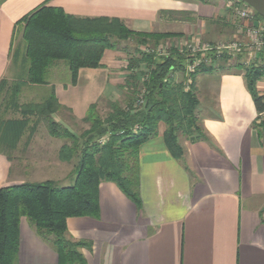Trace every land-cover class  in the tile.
I'll list each match as a JSON object with an SVG mask.
<instances>
[{"label": "crops", "instance_id": "crops-1", "mask_svg": "<svg viewBox=\"0 0 264 264\" xmlns=\"http://www.w3.org/2000/svg\"><path fill=\"white\" fill-rule=\"evenodd\" d=\"M44 4L76 18L117 19L135 32L182 34L167 41L176 48L187 40L217 44L232 38L248 43L251 24L236 18L220 0H0V89L3 81L13 84L26 76V57L14 56L18 47H25L18 22ZM128 56L106 51L103 66L81 69L76 83L67 62H53L47 85L40 87L54 91L62 106L54 118L75 132L66 115L82 122L92 105L122 101ZM63 62L70 71V79L64 81ZM175 78L182 81L183 75L176 73ZM30 87L22 89L21 105L34 103L20 102L25 93L24 97H35L26 92ZM195 89L207 140L183 139L184 155L176 160L164 141L166 126L160 124L158 135L139 152L140 206L116 184L102 182L99 216L68 219L67 239L90 244L80 249L87 264H264V135L253 128L259 116L254 101L241 73H200ZM258 89L264 95V80ZM5 96L8 90L0 99ZM7 108L15 113L9 101ZM37 134L38 130L33 136L27 131L19 139L1 138L0 188L57 184L52 177L67 187L74 184L76 162L59 160L62 140ZM52 239L41 237L23 218L18 264H58Z\"/></svg>", "mask_w": 264, "mask_h": 264}, {"label": "trees", "instance_id": "trees-1", "mask_svg": "<svg viewBox=\"0 0 264 264\" xmlns=\"http://www.w3.org/2000/svg\"><path fill=\"white\" fill-rule=\"evenodd\" d=\"M256 16L264 21L258 14ZM18 25L25 47H18L14 56L19 60L24 54L28 70L26 76L15 83L10 85L3 81L1 84L0 96L9 91V102L20 119L0 122V147L3 146L1 138L19 139L27 131L33 136L44 124L53 138L64 141L59 160L76 162L75 181L69 187H58L47 181L0 188V264H18L23 218L35 225L41 237L53 238L51 244L58 254V264H87L80 249L89 248L90 244L67 239L68 219L99 216L102 182L116 184L137 207L140 206L137 192L139 152L141 146L158 135L160 124L166 126L164 141L176 160L184 155L183 139L191 143L206 141L198 115L200 101L195 89L196 76L214 71V63L219 59L226 62L231 58L210 54L211 63L202 64L191 75L194 84L186 91V80L177 81L175 74H186L189 58L178 48L171 47L163 57L140 51L144 46L159 47L161 42L181 38L182 34L135 32L117 19L76 18L45 4ZM120 42H133L138 47L136 55L129 56L124 99L102 100L92 105L82 120L89 128L82 134L72 132L54 118L62 109L54 91L42 103H19L25 86L47 85L46 73L53 62H67L73 83H76L81 69L101 68L105 52L120 50ZM234 68L243 75L259 114L253 128L264 135V95L258 89V83L264 80V71L255 64L237 63ZM143 90L146 105L135 108L136 97ZM104 101L109 108L105 118L99 113Z\"/></svg>", "mask_w": 264, "mask_h": 264}, {"label": "built area", "instance_id": "built-area-1", "mask_svg": "<svg viewBox=\"0 0 264 264\" xmlns=\"http://www.w3.org/2000/svg\"><path fill=\"white\" fill-rule=\"evenodd\" d=\"M227 2L229 7L233 10L236 18L248 21L251 23L247 27L248 43L240 41L219 42L217 44H203L202 42L187 40L178 47L181 54L189 58L186 65V86L190 89L192 78L191 75L204 63L210 64L211 60L208 58L210 54H215L218 58L224 55L229 57L242 56L246 50L250 58L247 63H251L255 58V67L261 68L264 71V21L257 19V13L251 7L238 0H220ZM148 53H152L157 57L166 56L168 53L164 51L162 45L149 49ZM195 61H190L191 59ZM246 63V65H247ZM145 91L143 90L136 101L137 108H143L146 105Z\"/></svg>", "mask_w": 264, "mask_h": 264}, {"label": "rangeland", "instance_id": "rangeland-1", "mask_svg": "<svg viewBox=\"0 0 264 264\" xmlns=\"http://www.w3.org/2000/svg\"><path fill=\"white\" fill-rule=\"evenodd\" d=\"M230 1H235V0H230ZM176 39H178V38H176ZM167 41L168 40H166L164 43H161V45L163 46L164 51H166L167 53H169V50H170L171 46H169L167 44ZM232 41H234V39H232V38L231 39H228V42H232ZM203 42H205V44H210V43H208V41H202V43ZM179 45H180V43H179ZM136 48H138V47L133 42H129V43H121L120 42L119 43V49L120 50H118V51L123 52L124 54L126 53L129 56L130 55L131 56H134V55H136ZM149 49H153V46H151V45L150 46H144V47L140 48V51H142L145 54L152 55V53H148L147 52ZM243 53L244 54L242 56L241 55L240 56H235L233 58L230 57L231 59L228 60V61H226V62H224V60L219 59L216 63H214V66L217 67V68L213 71V73H222L223 71L224 72H231V73H239L234 68V66L237 63L246 64L248 62L247 61V58H250L249 53L246 50ZM253 62L255 63V58L253 59V61L251 63H249V64L247 63V66L253 64ZM63 64H65L66 69L61 72L60 77H61L62 81H64L65 79L66 80H69L70 79V71L68 69V65L65 62H63ZM219 67H224V68L221 69ZM9 72H11V71L9 70ZM9 76H10V74H9ZM9 78H11V76ZM183 80H186V76L185 75H183ZM177 81H180V80L177 79ZM9 84H10V82H9ZM193 84H194V81L192 80V83H191L190 88H192V85ZM185 90L188 91L187 86H186V81H185ZM26 92H32V94H34L35 97L34 96H33V98L32 97H29V96H25L24 97V95L26 94L25 93L24 95H22L20 97V102L21 103H28V102L39 103V102H43L45 99H47L48 95L50 94V92L48 91L47 88L44 89L43 87H40V86H38V87H30L29 89H27ZM138 97L139 96H137L136 99H138ZM8 98H9V96L8 97L5 96V98L0 99V104H2L0 106V121H3V120L6 121V120H10V119L20 118V115L10 112V110L8 108L6 109V105H7L8 101H9ZM8 105H10V104H8ZM134 106H135V108H137L136 102L134 103ZM108 112H109V108L107 107V103L104 101V102H102L100 104L99 113H100V115L103 118H105L107 116ZM64 119H67L70 123L73 122V124H74V131L78 135L82 134L85 130H87L89 128V125L88 124H84L82 122H76L69 115L68 116L66 115V118H64ZM37 135L39 137H48L49 136L48 130H47V128H46V126L44 124H41L40 127L38 128V134ZM61 144H64V141L63 140L60 141V143H58V147H60ZM53 149L55 151V149H57V146L54 145L53 146ZM71 164H73V163H71ZM28 179L29 178H27V180ZM52 180L55 181V182H57V186L58 187H67V184H63V183H60L59 182V178L52 177Z\"/></svg>", "mask_w": 264, "mask_h": 264}, {"label": "water", "instance_id": "water-1", "mask_svg": "<svg viewBox=\"0 0 264 264\" xmlns=\"http://www.w3.org/2000/svg\"><path fill=\"white\" fill-rule=\"evenodd\" d=\"M251 7L256 13L264 19V0H238Z\"/></svg>", "mask_w": 264, "mask_h": 264}]
</instances>
